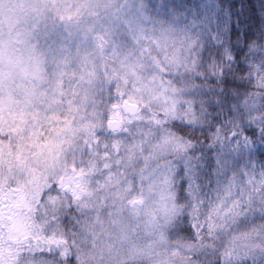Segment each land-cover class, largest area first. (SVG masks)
Instances as JSON below:
<instances>
[{
	"label": "snow or ice",
	"instance_id": "snow-or-ice-1",
	"mask_svg": "<svg viewBox=\"0 0 264 264\" xmlns=\"http://www.w3.org/2000/svg\"><path fill=\"white\" fill-rule=\"evenodd\" d=\"M0 264H264V0H0Z\"/></svg>",
	"mask_w": 264,
	"mask_h": 264
},
{
	"label": "trees",
	"instance_id": "trees-1",
	"mask_svg": "<svg viewBox=\"0 0 264 264\" xmlns=\"http://www.w3.org/2000/svg\"><path fill=\"white\" fill-rule=\"evenodd\" d=\"M232 2L237 3V5H238V0H232Z\"/></svg>",
	"mask_w": 264,
	"mask_h": 264
}]
</instances>
